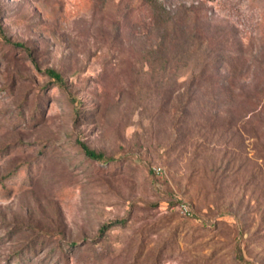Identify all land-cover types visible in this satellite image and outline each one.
Here are the masks:
<instances>
[{
    "label": "rangeland",
    "instance_id": "rangeland-1",
    "mask_svg": "<svg viewBox=\"0 0 264 264\" xmlns=\"http://www.w3.org/2000/svg\"><path fill=\"white\" fill-rule=\"evenodd\" d=\"M0 28V264H264V0H0Z\"/></svg>",
    "mask_w": 264,
    "mask_h": 264
},
{
    "label": "trees",
    "instance_id": "trees-1",
    "mask_svg": "<svg viewBox=\"0 0 264 264\" xmlns=\"http://www.w3.org/2000/svg\"><path fill=\"white\" fill-rule=\"evenodd\" d=\"M0 36L5 37L4 36V32L2 31V28H0ZM17 47L20 48H26L23 44H14ZM225 63L228 64V62L226 60H224ZM221 62H217L215 64L214 62V66L217 67ZM34 65H37V63H34ZM207 65H205V69H206ZM47 75L53 80L55 81V83L60 87V88H66V82L63 78V76L56 70L54 69H48L47 70ZM80 146L84 152V154L95 161H99V162H103L104 161V155L102 153H98L92 149H90L87 145H85L84 143H80ZM127 222V220H116L113 221L111 223H108L106 225H104L101 229V234L103 235L104 233H106L108 230H110L113 227H117V226H123L125 225ZM75 246V245H73Z\"/></svg>",
    "mask_w": 264,
    "mask_h": 264
},
{
    "label": "built area",
    "instance_id": "built-area-1",
    "mask_svg": "<svg viewBox=\"0 0 264 264\" xmlns=\"http://www.w3.org/2000/svg\"><path fill=\"white\" fill-rule=\"evenodd\" d=\"M155 172H156V174H162V169L161 168H155ZM180 209L185 215H188V216L191 215V211L186 205H181Z\"/></svg>",
    "mask_w": 264,
    "mask_h": 264
}]
</instances>
